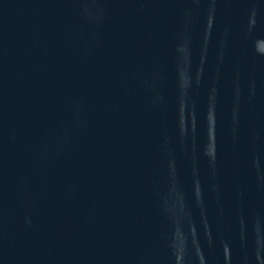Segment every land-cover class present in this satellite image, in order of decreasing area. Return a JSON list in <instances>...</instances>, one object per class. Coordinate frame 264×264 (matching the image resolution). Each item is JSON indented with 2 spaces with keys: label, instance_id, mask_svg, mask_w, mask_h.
<instances>
[{
  "label": "water",
  "instance_id": "95a60500",
  "mask_svg": "<svg viewBox=\"0 0 264 264\" xmlns=\"http://www.w3.org/2000/svg\"><path fill=\"white\" fill-rule=\"evenodd\" d=\"M0 264H264V0H0Z\"/></svg>",
  "mask_w": 264,
  "mask_h": 264
}]
</instances>
